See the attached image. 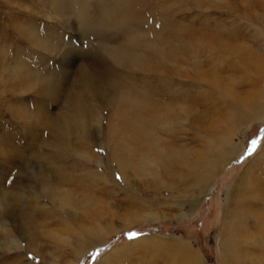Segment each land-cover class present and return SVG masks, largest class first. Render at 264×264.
I'll list each match as a JSON object with an SVG mask.
<instances>
[{
	"label": "rangeland",
	"instance_id": "1",
	"mask_svg": "<svg viewBox=\"0 0 264 264\" xmlns=\"http://www.w3.org/2000/svg\"><path fill=\"white\" fill-rule=\"evenodd\" d=\"M111 1L0 0V75L4 76L1 64L13 67L17 58L20 57L31 66H35L34 70L37 73L45 74L47 70L53 76L55 75V78H59V81L62 80L65 83L68 81L67 88L70 95L79 85L80 75L84 71L96 74L101 68L116 71L128 87L135 82L138 89H141L145 81L147 84L151 83L149 86L153 87L152 96H155L156 105L160 101H163V104L167 103L166 94L179 93L178 104L189 106L194 109V112L188 119L182 117L187 122L181 129L167 132L155 125V131H159L160 142H163L165 147L194 151L196 156L202 153L209 141H217V135L229 131L230 123L235 119L236 113H241L243 110L249 111L241 106V102L255 101L257 98L264 103V93H262L264 91V0H138L141 3L137 4L136 8L132 7V11L144 13V18L128 24L127 29H131L130 35L126 34L119 24L121 16L117 18L113 14L115 5L121 0ZM57 5L66 7L65 17L56 11ZM82 16L86 17L83 23L85 28L80 22ZM31 27H34L38 33L39 43L49 40V47L55 49L52 53L49 50L32 49L31 42L22 34ZM127 41L138 46L140 50L144 49L146 53L152 47L157 57H162L168 72L127 70L111 60L103 63V60L98 61L94 58L95 51ZM157 57L151 58L155 64H158ZM133 75L136 79L130 80ZM158 76L167 79V83L168 79L173 82L169 84L168 92L166 91L168 88L164 89L165 96L160 91L163 85L158 82ZM154 78L156 79L153 80ZM216 83L222 88L217 87ZM23 85L19 86L17 93L27 88ZM1 90L2 87L0 93ZM125 90L127 91V88ZM11 94L8 92L5 97H0V141L7 142L9 151L17 146L18 153L23 158L38 163V160L54 153L51 144L55 141L48 131L45 120L40 117L42 115L35 111V105L46 98H43V94L35 96L37 93L22 91L19 94L21 99L17 102ZM63 96L64 94L61 97ZM85 99L89 100L88 96ZM95 100H93L92 110L95 115L101 117V124L95 123L94 128L95 130L100 128L101 138L96 136L94 142L97 144L93 145L91 151L102 159L103 164L99 165V169L104 170L103 167L109 162L108 156L111 151L107 139L108 127L116 110L104 108L100 110ZM47 101V115L50 117H56L69 108L70 99L63 98L62 103H60L61 100ZM150 115L153 117L152 110ZM112 123L116 124L117 119H114ZM77 138L73 143L80 146L84 142L83 137H79L80 141ZM253 140L257 141V148L253 154L248 155ZM234 142L239 144L241 152L220 170L211 182L210 194L204 200L201 192L195 190L194 195L199 199L200 204L197 203L196 213L193 216L177 218V215H180L179 211L168 210L166 207L177 203L178 200L169 191L163 190L158 195L151 189L147 190L145 187L150 179L142 175L135 178L137 182L135 187L124 185L121 179L115 180L119 186L114 187L112 177L107 186H98L99 191L95 189L91 191L90 188L75 189L72 186L71 189L74 190L76 198L98 203L97 208L95 209L93 205L90 211L100 210L104 234L111 230L117 231L107 236L104 244H98L86 252L80 258L79 264H100L115 249L122 251L109 260L110 264H164L163 259L157 253L153 251L151 253L150 247L145 243L138 241L137 249L131 248L137 240L152 236L161 240L178 237L181 242L192 247L200 257L201 264H223L221 233L227 212L236 208L235 194L244 195L243 202L239 203L246 212V218L241 217L248 223L246 230L258 228L260 221L257 219L259 215H264V163L261 162L262 160L259 161L262 155L258 159L259 162L254 161L264 146V115L261 120L251 118L244 125L241 124ZM11 144L16 146L12 145V147ZM97 149H103V151ZM91 151L88 155L94 158ZM3 153L8 154L5 149L0 155ZM5 164L8 167H5ZM5 164H3L4 167L0 165V185L6 183L7 187L9 182L6 191L21 194L23 204L32 203L29 200H33L31 198L34 196L40 206L55 210L51 201L42 197L43 189L38 184L32 182L31 178L18 174L19 170L15 171L10 163ZM70 167L72 168L71 165ZM2 169H5L6 175L10 172L8 174L10 179L7 182ZM69 174L73 181L74 176L70 172ZM145 180L147 181L144 182ZM15 182L18 187L10 186ZM74 183L79 187V181ZM80 183H85V180L83 179ZM20 187L22 189H19ZM133 202L143 204L146 202V205L150 204L155 208L152 211L155 215H168L171 218L156 222L128 223V214L137 213L143 219L145 218L143 216L149 213L136 209L135 203L132 205ZM77 211L82 213L81 209ZM185 211L183 213H186ZM108 212H110L109 215ZM56 214L57 218L52 217L49 220L43 214L38 213L34 216L39 226V235L42 238L40 244L46 260L40 254L35 256L30 254L23 242L19 253L6 251V255H3L0 252V255L2 254L0 260L5 261L1 264H28V262L73 264L75 244L72 238L68 236L67 244L50 236L52 233L63 231L64 215L58 211ZM4 218L0 220L4 223V229L1 231L11 230L13 224L7 217ZM78 223L82 226H91L88 221H82V219ZM244 228L241 227V229ZM14 232H16L15 229L12 232V239L18 238V234ZM130 232H137L140 235L130 239L128 236ZM263 241L259 239L256 242L257 246L253 248H251L253 244L242 247V250L250 251L257 247L252 252L256 264H264Z\"/></svg>",
	"mask_w": 264,
	"mask_h": 264
},
{
	"label": "bare ground",
	"instance_id": "2",
	"mask_svg": "<svg viewBox=\"0 0 264 264\" xmlns=\"http://www.w3.org/2000/svg\"><path fill=\"white\" fill-rule=\"evenodd\" d=\"M137 2L138 0H121L113 9L115 17L119 18L121 16V22L119 24L125 30V33L129 35L131 34V29H127L128 24L135 23L134 21H140L144 18V13L132 11V7L134 8L135 6L136 8L138 7L137 4L141 3ZM65 9V6L57 5L56 11L65 17ZM85 20L86 17L82 16L80 22L83 28L86 27L83 24ZM22 34L31 42L33 50L44 49L49 50L51 53L55 50L49 47V40L39 43L38 33L34 27L29 28V30L26 29ZM144 51V49L140 50L138 46H134L127 41L118 43L114 46H107L104 50L95 51L94 58L98 61L103 60V63L111 60L118 66L133 71L144 70L161 72L167 70L165 64L162 62V57H157L152 47H150L147 53ZM66 55H68V53H66ZM156 57L158 58V64L151 61V58ZM2 65L4 76L0 75V89L2 87L0 97H5V94L10 92L12 93V97H14V101L18 102L21 99H19V94L22 91L23 93L28 91L34 94L37 93L35 96L43 94V98H46V100H41L37 103L35 105V111H37L39 115H42L40 117L45 120L48 131L55 141L51 144L54 149V153L52 152L53 155L38 160V163H35V161L33 162L31 159L23 158L18 153L19 149L16 145L11 144V146L14 145L16 147L12 151H9L7 142L3 140H1L2 142L0 141V153L3 152L4 149L8 153L7 155L6 153L0 155V165L3 166V164L8 162L15 171L19 170L18 174L21 173L24 177L31 178L32 182L38 184L40 188L43 189L42 197L48 198L52 203L51 205L55 208L53 211L46 209V207L42 205L40 206V204L36 202L37 200L34 196L31 198L33 200H29L32 203L23 204L21 194L15 191H6L9 186V182L7 181L10 179L8 175L10 172L6 175L5 169H2L3 175L5 174L4 179L6 178L7 187L6 183L0 185V220L7 217V219H9L8 221L13 224L11 230L5 229L1 231V229H4V223L0 221V252H2L3 255H6V251L10 253H19L22 248L21 245L24 242L30 254L34 256L40 254L46 260L47 258L43 255L42 245L40 244L42 238L39 235V226L34 216L38 213L40 215L43 214L47 216L49 220L52 217L57 218L56 213L58 211L64 215V222L62 224L63 231L60 233L55 232V234L52 233L50 236L55 240H61L63 243L69 241L68 236L71 237L73 244H75V251L73 252L74 262L72 263L79 264L80 258L86 252L93 249L98 244H104L105 238L117 231L111 230L104 234L100 210L90 211L93 205L96 209L98 203L90 200L86 201L83 198L79 199V197L76 198L74 190L71 188L74 186L75 189L90 188L91 191H94V189L95 191H99L100 188L98 186H107L111 181V177L113 178L114 187H118L119 184L115 181L117 174L120 175L123 184H127L129 187H135L137 183L135 178L138 176L142 175L149 177L150 180H148L145 187L147 190L151 189L158 195L163 190L169 191L172 196L178 200L177 203L167 206L166 209L179 211L180 215H177L179 219L182 216H193L196 213L197 203H199V199L194 195L195 190L201 192L203 196L202 199L204 200L210 194L211 182H213L220 170L222 168L224 169L234 160V157L241 152L239 144L234 142V137L236 136V132L240 129V125H244V123L251 118L261 120L264 115V103L258 101L257 98L255 101L241 102V106L246 107L249 111L244 112L243 110L241 113H236L235 119L232 121L233 123H230L229 131L221 132V134L217 135V141H209L202 153L196 156L194 151L165 147L163 142H160L159 131H155V125L167 132L181 129L187 122V120L182 117L188 119L189 115L194 112V109H191V107L178 104V101H180L179 93H169V95L166 94L165 96L166 92L164 89L168 88V90H166L168 92L170 89L169 84L173 82L168 79L167 83V79L163 76H158L157 79L158 82L163 85L160 91L168 101L165 104H163V101H160V103L156 105V102H154L155 96H152L153 87L151 88V86H149L151 83L147 84L145 81L143 84L144 87L141 89H138L137 83L135 82V84L133 83L134 85L130 82V84H132L130 85L131 87H128L127 84L125 86L124 80L120 79L117 72L112 69L105 70L101 68L96 74L84 71L80 75L79 85L77 84L78 86L73 89V93L70 95L67 88L68 81L66 83L62 80L59 81V78H55V75L53 76L52 73L47 70L45 74H39L34 70L36 69L35 66H31L28 62L21 60L20 57L17 58L13 67L1 64V68ZM179 65L183 64L179 63ZM131 79L134 80L136 78L133 75L130 80ZM155 79L156 78L153 80ZM145 83L147 84L146 88ZM21 85L27 88L17 93V89ZM216 85L222 88L220 84L216 83ZM126 88L127 91L125 90ZM262 93H264V91ZM62 94H64L63 97H61ZM86 96H88L89 100L85 99ZM63 98L70 99L69 108L63 110L61 114L56 117L47 115V100L54 102L61 100L60 103H62ZM93 100L99 104L98 107L100 110L103 108L116 110V114L111 117V123L108 127L109 137L107 139L111 151L108 156L109 162L103 167V169L105 168L104 170L99 169V165L101 166V164H103L102 159H99L97 155H95L96 153L91 151L93 145L95 146V144H97L94 142L97 138L96 136L98 135V137L101 138L100 128L96 129L99 132L94 128L95 123L101 124V117L95 115L94 110H92L94 106ZM151 110L153 117L150 115ZM114 119H117L116 124L112 123ZM80 136L83 137L84 142L78 146V144L73 142L76 137H78L77 139L79 140ZM90 151L94 154V158L88 155ZM261 155L262 158L260 157ZM258 159L259 161L262 160L261 162L264 163V146L261 149L260 155H258L254 161H258ZM4 166L8 167L6 164ZM69 172L74 176L73 181L70 179ZM18 178L19 175L17 176V179ZM83 179L85 183H80ZM77 181H79V187L74 183ZM146 181L147 180L144 182ZM94 182L96 184H94ZM10 186L18 187L17 182ZM19 189L22 188L20 187ZM235 196L236 208L230 209L227 212L221 233L220 245L223 264H256L252 252H254L257 247L253 251L249 249L242 250V247L243 245L253 244L251 246V248H253V246H257L256 242L259 239L260 241L264 240V215H259L257 219V221H260L258 228H251L252 230L249 228L250 230H246L248 223L241 219V217L244 219L246 218V212L242 209L243 207L241 208L244 195L235 194ZM134 203L136 209L148 211L149 213L143 216L145 217L143 219L141 218L142 216L137 213L128 214V223L156 222L171 218V216L168 215H155L152 212L155 208L150 204L146 205V202L144 204L142 202H133L132 205ZM75 208H77V210L81 209L82 213ZM183 211L186 213H183ZM107 214L109 215L110 212ZM81 219L82 221H88L91 226H82V224L78 223ZM126 225L127 224H125V226ZM241 227H245V230L241 229ZM13 229L16 230L14 233L18 234V238L16 239H12ZM138 241L139 243L142 242L148 245L151 253L152 251L155 252V254L157 253L160 258L163 259L164 264H201L200 257L195 253L192 247L187 243L181 242L178 237L177 239L171 240H161L154 236L143 240L139 239L131 245V248H136ZM260 244H262V242ZM247 247L248 246H246V248ZM120 251L122 250L115 249L109 256H106L100 264H110L109 260L113 256H118ZM0 256H2V254ZM4 262V260H0V264ZM28 264L33 263L28 262Z\"/></svg>",
	"mask_w": 264,
	"mask_h": 264
},
{
	"label": "snow or ice",
	"instance_id": "3",
	"mask_svg": "<svg viewBox=\"0 0 264 264\" xmlns=\"http://www.w3.org/2000/svg\"><path fill=\"white\" fill-rule=\"evenodd\" d=\"M256 148H257V141H256V140H253V141L251 142V147L249 148L247 154H248V155L253 154V153L255 152ZM97 150H98V151H103V149H97ZM116 179H117V180H120V179H121V178L119 177V174H117ZM139 235H140V234L137 233V232H130V233H128V236H129L130 239H131V238H134V237H137V236H139Z\"/></svg>",
	"mask_w": 264,
	"mask_h": 264
}]
</instances>
